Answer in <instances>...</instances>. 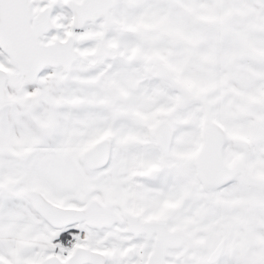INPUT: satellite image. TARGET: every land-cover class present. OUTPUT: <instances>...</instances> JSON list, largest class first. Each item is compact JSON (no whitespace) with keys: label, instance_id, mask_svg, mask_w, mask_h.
<instances>
[{"label":"snow or ice","instance_id":"snow-or-ice-1","mask_svg":"<svg viewBox=\"0 0 264 264\" xmlns=\"http://www.w3.org/2000/svg\"><path fill=\"white\" fill-rule=\"evenodd\" d=\"M0 264H264V0H0Z\"/></svg>","mask_w":264,"mask_h":264}]
</instances>
